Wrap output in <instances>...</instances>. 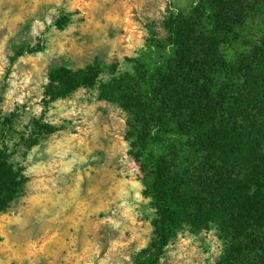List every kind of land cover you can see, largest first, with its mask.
I'll return each mask as SVG.
<instances>
[{
  "label": "rangeland",
  "instance_id": "rangeland-1",
  "mask_svg": "<svg viewBox=\"0 0 264 264\" xmlns=\"http://www.w3.org/2000/svg\"><path fill=\"white\" fill-rule=\"evenodd\" d=\"M209 1L0 0V148L27 179L4 194L0 264H135L162 170L177 228L158 264H264V231L237 229L235 202L208 187L258 165L255 134L235 129L264 123V0H239L232 44L231 13ZM89 66L94 86L46 95L51 70ZM197 99L221 129L195 124Z\"/></svg>",
  "mask_w": 264,
  "mask_h": 264
},
{
  "label": "trees",
  "instance_id": "trees-1",
  "mask_svg": "<svg viewBox=\"0 0 264 264\" xmlns=\"http://www.w3.org/2000/svg\"><path fill=\"white\" fill-rule=\"evenodd\" d=\"M209 3H213L220 11L226 9L231 13L227 19L228 26L224 40H227L228 44H232L235 28L240 22V18L235 10V6L239 4V0H215L209 1ZM217 16L220 17L219 14ZM186 22L187 20L182 15L170 18L169 32L170 41L173 45L182 46L181 41L186 38L183 33V24H186ZM213 25L218 30L221 21H214ZM222 40L220 36L212 37L211 49L213 50V46L216 45L214 41L216 43L224 42ZM195 46L196 55L199 56V60L210 58L208 54L202 51L200 45ZM23 54L24 50H21L17 53V57ZM220 64L222 65L223 63ZM226 68H229L228 65ZM49 79L46 95L50 100L56 101L68 97L80 88L94 86L97 81V75L91 66L86 70L77 72L60 67L51 70ZM196 101L198 103L195 105V109H193V117L188 113L195 120V124L199 126L208 124L206 127L211 132L215 129H221L224 124V120L222 119L224 115L218 112L219 109L216 106L199 105V99ZM258 110L261 112L260 109ZM235 130L239 132V136L243 139L251 138L253 136L252 134H255V142L259 146H262L258 150V154H252L258 160V165L256 168H250L251 165L247 161V166L239 167L240 172L238 175L230 174L229 178L218 179L217 181H215L216 178L214 176L209 181L208 187L210 191L216 192L219 196L228 197L230 201L235 202L236 210L234 212L233 222L236 224L237 229H244L251 226L252 229L255 227L258 230L262 229L264 231V123L247 125L237 122ZM50 133H53V131ZM153 158H156L155 154ZM162 178L164 182L161 186L157 187L158 182ZM26 182V178H20L19 174L14 171V167L9 162L4 149L0 148V211H3L14 200V198L5 199L4 194L9 190H20ZM166 183V173L162 170L161 173H157L156 181L152 185L156 188V191H159L156 197L159 198L157 199L159 202V212L152 222L155 227V237L148 247L136 255L135 264H158L163 250L175 236L174 231L177 228V220L174 217L172 203L168 195H166ZM231 185L233 188H230ZM163 188L166 192H164Z\"/></svg>",
  "mask_w": 264,
  "mask_h": 264
},
{
  "label": "crops",
  "instance_id": "crops-1",
  "mask_svg": "<svg viewBox=\"0 0 264 264\" xmlns=\"http://www.w3.org/2000/svg\"><path fill=\"white\" fill-rule=\"evenodd\" d=\"M108 156H111V155H108ZM103 168H104V170H105L106 167H103ZM108 169H109V168H108ZM111 170L114 171V170H115V167H113Z\"/></svg>",
  "mask_w": 264,
  "mask_h": 264
}]
</instances>
